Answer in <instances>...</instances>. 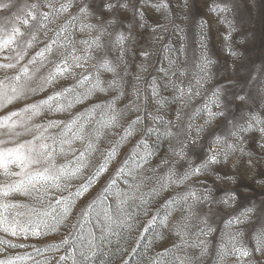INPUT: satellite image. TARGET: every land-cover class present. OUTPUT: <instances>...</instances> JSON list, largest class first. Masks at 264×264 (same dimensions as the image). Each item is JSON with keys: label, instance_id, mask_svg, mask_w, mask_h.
Wrapping results in <instances>:
<instances>
[{"label": "rangeland", "instance_id": "rangeland-1", "mask_svg": "<svg viewBox=\"0 0 264 264\" xmlns=\"http://www.w3.org/2000/svg\"><path fill=\"white\" fill-rule=\"evenodd\" d=\"M60 3L64 0H59ZM92 9L99 14L91 17L85 22L100 24L101 21L114 19L115 23L108 28L111 35H105L102 43L103 49L94 51V59L90 62L95 64L102 57L111 60L117 66L119 78L123 81V96H120L119 89L109 88L106 92H94L82 102L74 103L70 109L65 111H50L45 107L38 115L32 116L31 113H24L23 109L30 104L39 103L46 99L53 92L62 90L77 83L76 79H59L54 86L47 87L43 91L30 94L27 98H17L8 102L7 97L0 99V121L12 112H20L21 115L13 117L16 121H26L33 127L35 125H45L50 121H69L75 115L83 113L94 105L104 104L119 96L115 107L124 109L133 99V85H139L141 89L140 103L146 107L147 115L151 112L153 115L163 117L165 121H176L177 109L181 107L177 96L176 87H183L187 90L192 88L193 93L199 92V95H193L191 98L185 97L182 110L181 126H185L189 120L194 126L202 125L207 119L204 113L195 115L197 109L208 102L212 91L228 81H233L237 86L230 88L221 97L227 105L225 117H217L215 121L202 134L201 140L196 145L189 144L184 151L187 153V159H179L173 155L170 149L179 151L182 144L179 139L173 137L157 139L155 134L147 137L150 147L154 150V155L150 158L148 164L138 175L148 177L145 182L144 190L152 187L157 180L166 176L168 169L173 167L177 176L181 175L188 167L189 160L193 164H199L206 158L208 146L211 142L209 131L212 135L225 137L227 142H234V138L229 135L231 125L229 120L239 119L242 115L247 119L250 116H257L264 119V0H188V7L185 8V0H113L116 7L111 11H104L102 4L104 0H89ZM161 2L167 3L168 8L157 10L153 5ZM80 0H75L70 13L65 14L58 21L63 24L70 18L71 14L77 12ZM122 4H129L130 8L125 9ZM137 5L143 12V19L133 15L132 9ZM216 9H227L226 11H213ZM229 22L232 28L231 37L225 40L229 33ZM143 24L144 27H140ZM131 25V27L129 26ZM157 25L163 28H157ZM77 41V49H83L80 40L88 39L89 34L79 31V24L76 23L73 29ZM123 32L128 39L125 42V53L123 60L120 59V48L115 45L117 33ZM96 33H92L95 35ZM237 53L233 56L229 52ZM148 52L149 56L145 59L141 52ZM31 54V53H30ZM207 56L212 61L208 65L206 79L202 85H197L196 81L203 73L198 65L203 63V57ZM59 59V57H56ZM140 65L146 70L141 71ZM52 65H48L51 68ZM43 69L42 72H46ZM79 71V70H78ZM175 73V75H173ZM183 73V74H181ZM9 71L7 75H12ZM140 75L142 79L137 82L135 77ZM5 72L0 71V79H3ZM100 78L104 81V87L107 88L108 81L113 80L112 73L100 72ZM156 81L159 95L165 98L164 107H160L154 102L152 97V82ZM247 82V87H244ZM175 85L176 87H174ZM84 88H78L79 92H84ZM249 96L246 103L235 99V94ZM8 96L11 93L8 92ZM144 97H147L145 100ZM218 111V109H213ZM100 110H97V115ZM136 113L129 114L128 119L134 118ZM5 123H8L5 121ZM126 123V121H125ZM152 122L145 119L144 126H151ZM156 127L163 130V124L157 123ZM62 127V125H61ZM35 130V128H34ZM179 129L173 128V131ZM12 131H23L22 128L10 130L7 127H0V148L13 147L10 141L13 139ZM51 133H57L60 128L49 129ZM119 133L120 129H116ZM144 135L138 133L128 143L120 149L118 157L110 164L108 171L103 174L98 181L80 199L75 202V208L70 218L58 230L44 233L41 229L40 235L31 233L25 237L23 234L13 237L4 232H0V261L6 258L22 257L18 264H72L71 259L61 261L59 257L70 256L72 252L71 241L75 239L78 232L87 235L89 231L95 232L96 236L101 235V228L104 225L103 212L100 204L95 206L94 211L88 218V222L80 219L81 209L85 208L113 178L117 169L120 167L126 154L133 145ZM195 135V132H193ZM245 137L246 150L251 151V157L255 167L248 164L249 157L241 156L239 152L232 155L227 163L221 160V163L211 165L210 169L205 170L203 175L193 176L183 184H172L167 191L161 192L151 205L149 217H140L142 222H146L151 214L160 209L161 217L168 211L171 216L168 220V227L157 226L149 232L143 233L142 238L139 231H133L131 234L124 233L123 239L119 245L116 243V237H112L111 249L117 250L113 254L112 264H237L236 257L231 254L232 244L229 243L231 235L240 232L238 243L247 247L251 255L245 258L250 264H264V254L256 252V241L254 239V229L252 224H256L255 231L264 224V219L259 221H246L242 224L228 226L226 222L235 216H238L245 208L253 205L259 208L264 204V184L258 181L264 179V153H261L257 141L259 133L255 130L242 134ZM32 136L25 134L19 137V141L31 139ZM106 139L115 141L116 136H108ZM79 146V145H77ZM102 149L109 147L102 142ZM217 151L220 146H214ZM71 157L58 156L57 164L65 163ZM100 153L91 157V163L85 170V178L95 171L97 165L101 162ZM167 160V163L163 161ZM236 165L234 168L233 165ZM133 165L130 164L129 167ZM153 169L155 171H153ZM233 176L234 180L217 179L216 177ZM129 178L121 176L117 179L116 185L111 193L106 195L105 204H111L113 209L116 207L117 189L125 190L126 181ZM4 177H0V181ZM83 179H76L73 185H79ZM210 190V199L208 201L193 202L191 215L189 214L183 201L173 206L162 207L165 201H168L178 195H183L188 191H195L197 196L208 194ZM74 191V188H73ZM235 192L236 199L230 205L224 204L225 193ZM67 195V193H65ZM12 202L24 205L18 209H9L14 215L16 212L28 213L33 207L39 208L38 202L30 196L21 193H13L8 198ZM97 213L100 215L98 216ZM22 219L25 217H21ZM79 223L81 227L73 229V225ZM208 229H211L209 232ZM177 231L181 234L177 235ZM71 233V235H69ZM68 236L70 244L60 245L61 240ZM99 242V240L97 241ZM11 245H17L12 247ZM54 245L60 246L56 251Z\"/></svg>", "mask_w": 264, "mask_h": 264}, {"label": "snow or ice", "instance_id": "snow-or-ice-1", "mask_svg": "<svg viewBox=\"0 0 264 264\" xmlns=\"http://www.w3.org/2000/svg\"><path fill=\"white\" fill-rule=\"evenodd\" d=\"M74 3L75 0H64L62 3L59 0H0V71L5 72L4 78L0 79V99L7 97L8 102L11 103L14 99L27 98L30 94L54 86L61 78L76 79L79 77L76 85L55 91L39 103L27 105L23 112L31 113L28 120H31L32 116L38 115L45 107L50 111L70 109L74 103L82 102L97 91L106 92L109 88L119 89L120 96L124 95L123 81L118 76L117 66L111 60L102 57L91 65V70H89L90 62L94 59V51L105 47L102 38L105 35H111L108 28L115 23V20L101 21L100 24L85 22L93 16L99 18V14L92 9L89 0H80L77 12L71 14L63 24H59L58 21L63 15L70 13ZM121 6L125 9L130 8L129 4ZM115 7L116 3L113 0H104L102 4L103 10L107 12H111ZM153 7L157 10L167 9L168 4L161 2ZM184 7H188V0H185ZM226 10L213 8V11ZM132 11L134 17L139 16L141 20L143 19V12L139 5ZM76 23L79 24V31H86L89 34L88 39L79 41L84 46L83 49L76 47L77 41L73 31ZM129 26L131 27V25ZM140 27H144V25L141 24ZM157 28H163V26L157 25L152 28V31L156 32ZM233 30L231 22H229V33L225 36L226 41L230 39ZM92 33L96 34L92 35ZM127 39L128 37L123 32L117 33L115 37V45L120 48L121 60L124 57V45ZM229 52L233 56L237 55L230 48ZM141 55L147 59L149 53L145 51L141 52ZM211 63L212 61L207 56L203 57V63L198 65L203 75L197 79V85H202L209 78L207 68ZM48 65H52V67L48 68ZM139 67L141 71L146 70L143 65ZM46 68L47 71L42 72ZM9 71H12L13 74L7 75ZM101 71L112 73L116 77L108 81L107 88L104 87V81L100 78ZM135 79L139 82L142 77L137 75ZM85 85H88L86 90L79 92L78 88H84ZM235 86H237L235 82L228 81L212 91L208 102L195 112L197 116L201 113L207 116L204 123L198 126H194L191 119L185 126L180 124L185 97L191 98L193 95H199L198 91L193 93L191 87L187 90L183 87H176L177 96L174 100H178L181 107L177 109L175 122L165 121L163 117L153 115L151 112H147L146 116L141 114L146 112V107L140 103L141 89L138 83L133 85L134 99L124 109L115 107L116 100L119 99L117 96L104 104L94 105L85 112L75 115L69 121H50L47 126L35 125L34 127L26 121L13 120V117L21 115L20 112L10 113L4 117L3 121H0V127H7L10 130L22 128L23 131L11 132L13 139L10 142L14 144L13 147L0 148V177H4V180L0 181V232L13 237L21 234L27 237L29 233L34 236L42 234L41 229L44 230V233L58 230L70 218L75 208V202L108 171L110 164L118 157L120 149L138 133L143 132L144 135L126 154L125 159L102 193L81 209L80 219L88 222L95 206L101 205L104 220L101 235L97 237L93 231H89L87 235L78 232L75 239L71 241L70 256L59 257L61 261L71 259L72 264H112V255L118 253V249H111L112 237H116V243L119 245L124 233L131 234L133 231H139L141 233L139 239L142 238L143 233L152 231L157 224L164 228L168 227L171 211L161 217L160 209H157L146 222H142L140 217H149L153 201L161 192L167 191L170 185H180L193 176L203 175L211 165L219 164L221 160L227 163L236 152H239L241 156L249 157L248 164L255 167L251 159L253 153L246 150L245 137L242 134L253 130L257 131L259 133L258 147L261 153H264V119L257 116L245 119L242 115L239 119L233 118L228 121L231 125L229 135L234 138V142L229 143L225 137L219 135L213 136L209 131L211 137L208 146L209 154L199 164H193L189 160V167L181 175L177 176L174 168L170 167L166 176L157 180L147 191L144 190L145 182L150 178L138 175V171H142L155 154L148 143V136L155 134L157 139L160 137L165 139L184 137L179 141L182 144L181 150L170 149V151L179 159H187L184 149L189 144H198L202 134L217 117L226 116L227 105L221 97ZM244 87H247V82ZM8 92L11 93V96L7 95ZM152 97L157 105L161 108L164 107L165 98L159 95L155 80L152 82ZM234 98L242 103H246L250 99L249 96L239 93L235 94ZM144 99L146 100L147 97ZM214 108L218 111H214ZM97 110H100L98 115ZM131 113H136V115L134 118L128 119ZM145 119L150 120L152 124L141 128ZM157 123L163 124L162 131L155 126ZM51 128H60V131L51 133L49 131ZM173 128L179 130L173 131ZM116 129H120L119 133ZM25 134L31 135L32 138L19 141V137ZM108 136H116L115 141L106 139ZM7 142L0 141V143ZM102 142L107 143L109 147L102 149L100 147ZM214 146H220V150L217 151ZM98 152L102 157L101 162L95 171L85 178V170L91 163V157ZM58 156H70L71 158L67 159L65 163L57 164ZM163 163H167V160ZM130 164L133 166L129 167ZM233 167L235 168L236 165L234 164ZM153 171L155 170L153 169ZM121 176L129 178L126 181L127 188L116 190L117 202L113 209L111 204L104 203V199L108 193L112 192L117 179ZM216 178L235 179L233 176H217ZM76 179H83V182L73 185L72 182ZM258 182L264 184V179ZM13 193L32 197L40 205L39 208L33 207L26 214L16 212L13 215L9 209L24 207L22 204L7 199ZM190 199L193 202L208 201L210 190L203 196H197L195 191H188L165 201V205L162 207L171 205L175 210V205L183 201L191 215L193 205L188 203ZM235 199V192H227L222 202L230 205ZM97 215L100 214L97 213ZM261 219H264V204L259 208L255 205L245 208L238 216L230 218L226 224L228 226L233 223L239 225L246 221ZM78 226L82 228L79 220L72 227L76 229ZM251 226L254 229L256 241L254 250L264 254V224L260 225L258 231H255L256 224ZM208 231L210 232L211 229ZM180 234L177 231V235ZM240 235L241 233L237 232L230 236L229 243L232 244V251L227 253L225 248L224 252L234 255L237 264H250L245 258H248L251 252L243 244L238 243ZM98 240L99 242H97ZM3 243L0 240V244ZM68 244H70V240L66 236L61 240L60 245ZM11 246L16 247L17 245ZM53 247L56 251L60 250L58 245ZM23 259L22 257L6 258L0 261V264H18V261Z\"/></svg>", "mask_w": 264, "mask_h": 264}]
</instances>
